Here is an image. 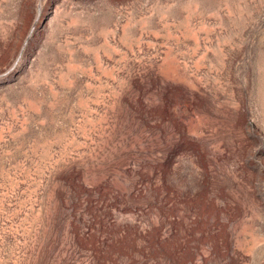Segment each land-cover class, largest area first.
I'll use <instances>...</instances> for the list:
<instances>
[{"label": "rangeland", "instance_id": "obj_1", "mask_svg": "<svg viewBox=\"0 0 264 264\" xmlns=\"http://www.w3.org/2000/svg\"><path fill=\"white\" fill-rule=\"evenodd\" d=\"M0 264H264V0H0Z\"/></svg>", "mask_w": 264, "mask_h": 264}]
</instances>
